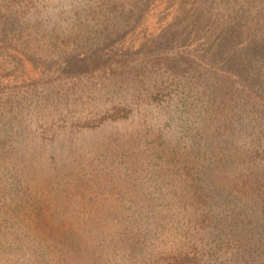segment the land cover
<instances>
[{
    "label": "trees",
    "instance_id": "trees-1",
    "mask_svg": "<svg viewBox=\"0 0 264 264\" xmlns=\"http://www.w3.org/2000/svg\"><path fill=\"white\" fill-rule=\"evenodd\" d=\"M117 1L119 0H88L84 15L88 20H96L98 23H87L84 27L88 29L75 27L71 31L63 28V22H66L68 16L72 18L76 14V11H71L75 9L78 0H74L71 10L68 11L70 7L66 9V14L61 7L62 3L57 5L54 1L49 5L48 0H0V207L9 205V202L6 203L9 195L2 190L3 184L7 183L4 178L7 177L8 180L11 175L16 179L13 184L15 189L33 185V188L42 192L41 195H45L49 203L58 205L54 208L46 204L44 208L39 207L41 213L50 212L48 216L44 215L45 219L59 223L62 219L69 220L71 228L66 231L73 240L68 246H64L69 257L63 253L62 245L46 240L37 250L35 241L29 237L24 245L25 249L18 247L12 251L13 255L18 252L17 256L23 258V264H84L83 261L87 258L95 261L97 251L109 256L112 255L109 253L122 252L127 254L124 257L126 262L122 264H139L136 254L141 253L143 256V250L148 252L146 249L153 246L151 242H142L133 237L131 246L118 249L112 241L115 227L116 230L119 229V225L113 223L115 216L108 209L103 211L102 206L95 207L94 211L91 206L82 205L86 197L82 198L78 191L74 195L63 192L65 189L60 185V178L63 174L67 175V171L75 182L80 181L82 175L86 180L84 172L78 175V168L70 169L77 165L76 155H73L71 163L72 155H51L49 148L54 140V143L65 141L60 137L67 131L71 133L69 140L76 145L85 133H94L103 127H120L138 120L143 122V109L153 113L151 108H156L161 97L172 95L171 91L178 89L185 78L191 81V71H197L199 67L191 56L182 51L145 54L138 57L140 61L135 64L132 60L128 61L126 54L120 51L115 57L105 58L103 48L113 47V40L109 29L104 27L115 8H118ZM145 1L150 4L154 0ZM169 1L184 3V0ZM192 2L201 13L202 24H211L212 19V23L216 24L226 22L238 33H251L253 39L256 38V46L253 48L260 51L258 54L262 53L264 60V0ZM68 12L70 15H67ZM76 23L77 27H82ZM80 41L83 44L88 42L89 46L82 51L81 59V54H77L76 60L79 62L73 63L72 55L68 53L82 45ZM25 62H29L37 71L35 76L25 74ZM234 62L236 61L228 62L227 67H224L226 73L235 72L234 68L238 65ZM240 68L244 75L241 77L246 78L247 82L240 80L237 84L243 85L248 111L243 110L250 117L247 126L252 125L250 140L246 144L247 155H243L240 160L248 162L249 168H255V171L245 174L239 170L240 182L239 173L226 179L228 172L226 175H219V181L214 182L213 171L216 169L213 166L217 164V160L212 155H198L199 159L196 161L200 162L201 173L197 177L193 173L194 163L190 155H177L176 151L172 155H166L164 147L162 154L158 153L161 151L157 147L166 144L165 133L157 135V149L150 156L157 163L163 159V164L171 165L170 170H164L171 174V185L162 179L156 189L159 193L173 189L172 187L179 189L175 184L180 183L183 202L179 200L175 203L180 212L186 208L184 200L192 196L200 205L220 209L223 215L231 202L233 191L245 201L247 213L241 208L236 217L235 214L230 217L231 213H228V219L225 220L218 219L219 213H215V210H209L199 218L184 221L176 213L175 219L168 220V224H172L178 239H183L182 244L166 253L154 251L150 261L148 259L141 264H224L228 256L232 257L235 264H264V135L254 136L252 133L254 128L264 132V69L260 70L257 77L250 79L246 76V72L250 73V70L244 65ZM117 79L130 83L131 86H127L130 89L128 96L119 97L122 99L110 107L94 108L83 101L82 95L91 94L93 86L95 91L104 81ZM195 83H199V78ZM178 114L180 115L179 112ZM167 116V120L175 121L172 113ZM53 128H57V131L54 132ZM52 129L50 137L49 130ZM127 138V131H123L114 135L112 141L119 143ZM181 141L178 137L175 144H181ZM99 156L102 160H108L109 156L114 155ZM78 157L83 159L84 155ZM60 158L64 161L60 162ZM91 160L98 166L92 168L89 181L97 174L100 175V172L111 173L112 186L116 189L118 182L129 174L128 169L124 168L121 173V169L116 166L100 167L97 158L92 157ZM112 160L119 162L118 159ZM231 162L232 157L226 165ZM93 180L99 182L98 178ZM107 181H110V177ZM197 181L200 182L196 185ZM160 204L161 201L154 198V205L160 207L151 216L154 221L159 211L165 208ZM145 208L148 212L151 210L149 205ZM226 232L229 233L227 236ZM123 239L131 241L128 235ZM88 248L95 253L86 251Z\"/></svg>",
    "mask_w": 264,
    "mask_h": 264
},
{
    "label": "rangeland",
    "instance_id": "rangeland-1",
    "mask_svg": "<svg viewBox=\"0 0 264 264\" xmlns=\"http://www.w3.org/2000/svg\"><path fill=\"white\" fill-rule=\"evenodd\" d=\"M53 1L57 5L62 3L61 7L65 14L66 9L69 7L68 11L72 9L74 2V0H48V4L52 5ZM191 2L192 0H184V3L154 0L148 4L145 0L117 1L116 7L118 8H115L109 22L107 21L106 27H104L111 33L113 47L103 48L105 58L115 57L120 51L125 53L126 59L132 60L133 64L140 61L138 57L145 54L182 51L193 58L195 65H199L197 71H191L193 73V76L190 77L191 81L185 78L178 89L174 88L171 91L172 95L162 96L156 108H151L153 113L148 109H143V114H145L143 122L138 120L132 124L125 123L120 127H103L94 133H85L76 145L69 140L71 133L67 131L60 137L65 141L54 143V140L49 146L51 155H72L71 163L73 155H76L77 165L70 169L78 168V175L80 172H84L86 180L82 175L81 180L75 182L67 171V175L63 174L60 178V185L65 189L63 192L74 195L78 191L82 198L86 197L85 201H82V205L91 206L94 211L95 207L102 206L103 211L108 209L112 216H115L113 223L119 225V229L116 230L115 227L112 241L118 249L123 250L131 246L133 237L142 240V242H151L153 246L151 249H146L148 252L143 250V256L141 253L136 254L139 264L148 259L150 261L154 251L155 253H166L182 244L183 239L179 240L172 224H168V220L175 219L176 213L184 221L185 219L199 218L209 210H215V213H219L218 219L227 220L228 213H231L230 217L233 214L236 217L241 208L245 214L248 211L244 204L245 201L243 202L239 195L231 191V202L224 210L223 215L220 209H212L209 205H200L199 201L192 196L184 200L186 208L180 212L175 207V203H178L179 200L181 203L183 202L180 183L175 184L179 189L172 187L173 189L163 190L160 193L156 189L162 179L169 186L171 185L170 172H164L166 169L170 170L171 165L163 164V159L157 163L150 156L151 152L154 155L153 151L157 148L158 151H161L158 152L160 154L165 148L166 155H172L175 151L177 155H185V153L190 155L194 163L193 173L197 177L201 173L200 162L196 161L199 159L198 155H212L217 160V164L213 166L216 169L213 171L214 182L219 181L217 179L219 175H226L227 172L226 179L237 175L239 170L245 174L255 171V168H249L248 162L240 160L243 155H247L246 144L250 140L252 125L247 126L250 123V117L245 113L248 111L247 99L244 95L243 85L238 84L240 80L247 82L246 78H242L244 75L241 73V65L250 70V73L246 72V76L250 79L254 76L257 77L260 70L264 69L262 53L258 54L260 51L253 48L256 46L254 44L256 38L253 39L251 33H238L226 22L216 24L212 23V19L211 24L207 22L202 24L201 13L195 3ZM87 4L88 0H78L75 9L71 11H76V14H73L72 18L69 16L66 18V22H63L64 29L73 31L76 27L85 30L88 29L84 27L87 23L97 22L88 20L84 15ZM77 13L79 14L77 15ZM67 15L70 13L68 12ZM76 22L82 27H77ZM76 30L78 31V29ZM80 42L82 45L68 53L72 55L73 63L79 62L76 60L77 54H81V56L79 55V59H81L82 51L89 46L88 42L84 44L82 41ZM232 61H236L234 63L238 65L234 68L235 72L233 74L226 73L224 67H227L228 62ZM24 71L27 76H35L37 73L29 62H25ZM239 77L241 79H238ZM198 78L199 83L196 84L195 81ZM126 82L127 80L121 82V79L106 80L95 91L93 86L91 94H83L82 99L94 108L110 107L122 99L119 97L128 96L130 89L127 86L131 85ZM236 89L238 90L235 91ZM178 112L180 115L183 113V116L181 117ZM168 113L174 115V122L167 120ZM65 128L68 129V127ZM53 129L54 132L57 131V128ZM53 129L49 130L50 137ZM254 130L252 132L254 136L264 135V132L257 131L256 128ZM123 131L128 133L126 142L114 143L112 137ZM164 133L167 137L164 139L166 144L156 148L157 135ZM178 137L182 139L181 144H175ZM101 149L103 151H100ZM78 155H84V158L82 159ZM99 155L114 156H109L108 160H102ZM92 157L98 159L100 167L101 165L111 168L116 166L121 169V173L125 168V170H129V174L120 178L116 189L112 186L111 173L100 172V175L97 174L89 181L92 168L98 166V164H93ZM222 157L227 159L222 160ZM231 157L233 162L226 165ZM113 158L118 159L119 162H113ZM59 161L63 162L64 159L60 158ZM108 177H110L109 182L107 181ZM238 177L240 182V173ZM95 178H98V183L93 180ZM4 180L7 183L3 184L4 189L1 190L8 193L9 201L6 203L9 202V205L0 207V264H23L21 263L23 258L17 256L18 252L13 255L12 251L18 247L25 249L24 245L27 244L29 237L35 241L37 250L46 240L62 245L63 253L70 257L67 248L64 247L73 241L71 234L66 231L71 228L69 220L62 219L60 223L52 219L50 221L44 218V215L48 216L50 212L41 213V207L44 208L45 204L51 208H54L55 205L58 207V205L49 203L45 195H41L42 192L33 188V185L31 187L24 185L23 188L15 189L16 186L13 185L15 178L10 175L8 180L7 177ZM209 180L211 183V178ZM199 182L197 181L196 185ZM90 197L93 198L89 199ZM154 198L161 201L160 205L163 204L165 207L159 211L155 221L151 216L160 207L154 205ZM146 205L151 207L149 212L145 208ZM238 221L240 222V218ZM225 224H227L226 221ZM225 234L227 236L229 233ZM125 235L131 237L130 242L123 239ZM6 241L11 244H6ZM86 251L95 253L93 249L89 248ZM95 254L97 256L95 261L87 258L83 263L122 264L126 262L124 257L127 256L122 252L119 254L109 253L112 254L111 256L105 255L101 251H97ZM215 257H217L216 254ZM227 258L228 260L224 264H235L232 257L228 256ZM219 261L220 258L218 263Z\"/></svg>",
    "mask_w": 264,
    "mask_h": 264
}]
</instances>
